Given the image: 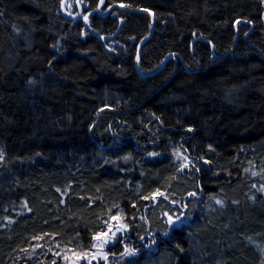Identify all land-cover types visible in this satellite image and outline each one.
Returning a JSON list of instances; mask_svg holds the SVG:
<instances>
[{"label": "trees", "instance_id": "trees-1", "mask_svg": "<svg viewBox=\"0 0 264 264\" xmlns=\"http://www.w3.org/2000/svg\"><path fill=\"white\" fill-rule=\"evenodd\" d=\"M71 1L0 0V264H264V0Z\"/></svg>", "mask_w": 264, "mask_h": 264}, {"label": "rangeland", "instance_id": "rangeland-1", "mask_svg": "<svg viewBox=\"0 0 264 264\" xmlns=\"http://www.w3.org/2000/svg\"><path fill=\"white\" fill-rule=\"evenodd\" d=\"M63 9H66L68 13L72 10V1L63 0ZM74 15H79L78 13L72 12ZM89 23V22H88ZM88 25V24H87ZM176 218L177 220L182 219L179 215H171L169 219ZM127 227L116 221L115 223H110L108 230L99 233L94 241L93 249L86 252V250L77 251L73 248L66 249L62 248L57 252V258H59L58 264H122L121 260H116L108 255L104 248L107 243L114 242L118 236L124 235ZM127 257H131L133 253L127 251Z\"/></svg>", "mask_w": 264, "mask_h": 264}, {"label": "water", "instance_id": "water-1", "mask_svg": "<svg viewBox=\"0 0 264 264\" xmlns=\"http://www.w3.org/2000/svg\"><path fill=\"white\" fill-rule=\"evenodd\" d=\"M86 27H88V26L86 25ZM136 69L139 70L138 67H137V65H136ZM144 75H147V74H144Z\"/></svg>", "mask_w": 264, "mask_h": 264}]
</instances>
